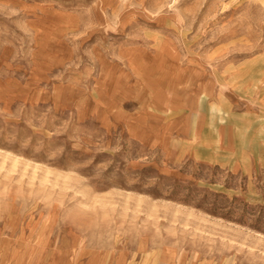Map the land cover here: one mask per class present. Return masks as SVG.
<instances>
[{
    "label": "rangeland",
    "instance_id": "obj_1",
    "mask_svg": "<svg viewBox=\"0 0 264 264\" xmlns=\"http://www.w3.org/2000/svg\"><path fill=\"white\" fill-rule=\"evenodd\" d=\"M0 264H264V0H0Z\"/></svg>",
    "mask_w": 264,
    "mask_h": 264
},
{
    "label": "bare ground",
    "instance_id": "obj_2",
    "mask_svg": "<svg viewBox=\"0 0 264 264\" xmlns=\"http://www.w3.org/2000/svg\"><path fill=\"white\" fill-rule=\"evenodd\" d=\"M222 135V134H221ZM223 146V145H222Z\"/></svg>",
    "mask_w": 264,
    "mask_h": 264
}]
</instances>
